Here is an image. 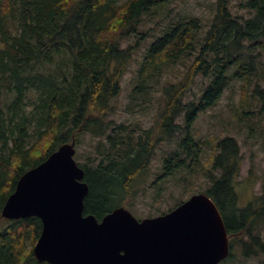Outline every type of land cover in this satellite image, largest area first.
<instances>
[{
    "label": "trees",
    "instance_id": "trees-1",
    "mask_svg": "<svg viewBox=\"0 0 264 264\" xmlns=\"http://www.w3.org/2000/svg\"><path fill=\"white\" fill-rule=\"evenodd\" d=\"M173 1L0 0V264H49L33 255L41 221L9 220L1 210L18 179L60 146L72 141L78 145L83 135L98 139L94 153L77 165L88 186L83 214L101 219L125 204L158 143L178 141L163 158V177H188L200 153L190 129L199 115L218 104L232 81L241 82L235 110L240 120L264 118V0H241L239 8L247 17H234L230 1L217 0L205 32L188 17H164L166 26L146 49L130 95L160 91L157 120L146 130L138 124L129 131L124 126L112 129L113 102L140 48L122 44L141 34L142 26ZM186 62L180 82H165L161 89L146 82L160 80ZM197 76L207 85L190 98ZM215 143L213 172L203 176L211 181L206 194L228 234H241L244 256L264 255V193L255 203L237 207L240 147L229 136ZM114 201L119 204L112 207Z\"/></svg>",
    "mask_w": 264,
    "mask_h": 264
},
{
    "label": "water",
    "instance_id": "water-1",
    "mask_svg": "<svg viewBox=\"0 0 264 264\" xmlns=\"http://www.w3.org/2000/svg\"><path fill=\"white\" fill-rule=\"evenodd\" d=\"M64 144L16 182L1 210L9 220L36 217L40 235L33 255L49 264H218L227 257L223 220L205 194L171 212L137 221L118 208L100 223L83 216L84 172Z\"/></svg>",
    "mask_w": 264,
    "mask_h": 264
},
{
    "label": "rangeland",
    "instance_id": "rangeland-1",
    "mask_svg": "<svg viewBox=\"0 0 264 264\" xmlns=\"http://www.w3.org/2000/svg\"><path fill=\"white\" fill-rule=\"evenodd\" d=\"M217 0H175L172 7L167 8L160 17L154 18L153 22L142 26L141 34L136 35L128 41L123 42L122 47L137 45L140 48L133 54L121 80V93L113 102V113L109 119L113 120L112 129L119 126L126 127L138 124L140 129L146 130L156 122V110L159 108L157 98L160 91L150 96H130L131 90L137 85V71L146 49L152 41L160 34V29L166 26V15L173 19L178 16L194 20L201 25V32H205L213 19ZM230 12L234 17H247L248 15L239 8L241 0H229ZM154 22L156 24H154ZM157 25V26H156ZM150 28V29H148ZM143 35V37H142ZM149 36V37H148ZM189 62L179 65L166 72L160 80L146 79V82L154 88L161 89L165 82L176 84L184 79ZM147 83V84H148ZM207 85V81L200 76L195 78L188 97L200 94ZM239 80L232 81L225 89L218 104L212 109L198 116L190 129V133L198 140L200 146L199 164L187 172L186 179L175 175L163 177L162 161L176 147V139L172 142L158 143L149 162L147 170L138 183L132 186L128 198L124 200L126 209L137 219L154 218L173 209L174 206L187 200L191 195L205 192L211 186V181L203 176L213 172L211 168V154L216 148V140L229 136L234 138L239 147L242 163L240 173L236 179L235 194L238 202L242 205L257 198L264 184V118L261 120L242 117L235 110L239 108L240 102ZM213 137H216L214 139ZM97 138L83 135L75 145L77 162L83 164L87 156L94 153ZM109 161L110 158H109ZM214 178L219 177L215 171ZM179 202V203H178ZM118 201L112 202V207L117 206ZM236 241L232 248L230 261L224 264H264V255L248 256L242 255L239 249H235Z\"/></svg>",
    "mask_w": 264,
    "mask_h": 264
},
{
    "label": "flooded vegetation",
    "instance_id": "flooded-vegetation-1",
    "mask_svg": "<svg viewBox=\"0 0 264 264\" xmlns=\"http://www.w3.org/2000/svg\"><path fill=\"white\" fill-rule=\"evenodd\" d=\"M263 190H264V188H263V186H261V192H260L258 195H262ZM236 203H237V207H238L239 209H242V208L248 206L249 203L253 204V201H249V202H246L245 204H242V205H241V204L238 202V199H237V202H236ZM237 217H238L237 215L234 216V218H237ZM240 237H241V234H239V237H238V238L235 237V239L238 240V242L236 243V247H235V249H239L241 252H243V251H244V250H243V245H242L243 240H242V238H240Z\"/></svg>",
    "mask_w": 264,
    "mask_h": 264
}]
</instances>
